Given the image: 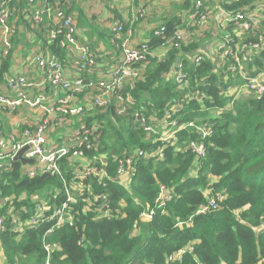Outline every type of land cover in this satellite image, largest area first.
Wrapping results in <instances>:
<instances>
[{
  "label": "trees",
  "instance_id": "16d2710c",
  "mask_svg": "<svg viewBox=\"0 0 264 264\" xmlns=\"http://www.w3.org/2000/svg\"><path fill=\"white\" fill-rule=\"evenodd\" d=\"M76 1L58 2V6L56 0H47L66 15L75 13L82 19ZM191 3L192 0H186L179 9L187 11ZM263 3L264 0H203L204 8L218 7L225 13L253 11ZM32 6L29 0L12 1L18 28L43 34L47 52L64 59L58 40H48L41 29L47 23L37 27L31 23ZM185 11L163 21L161 37L151 34L144 41L150 51L165 54L160 62L147 60L144 80L135 84L131 95L136 101L135 109L147 116H161L170 105L180 104V123L210 125L213 135L207 140L205 158L194 167L193 155L184 149L196 136L180 132L174 145L153 144L150 137L131 126L128 116H117L113 106L104 114L86 118L87 125L94 120L103 122L96 153L104 156L110 178L102 184L92 180L86 185L92 195H102L107 200L116 217L97 218L94 209L100 203L93 202V196L85 189L73 207L74 224L44 236L48 225L36 228L25 225L33 199H45L51 209L60 206L65 201L62 183L49 175L24 177L22 165L16 162L11 172L0 173V205L10 199L14 208L11 215L6 208H0V214L6 218L5 230L0 235V264H44L47 261L44 245L54 244L57 248L50 253V264H166L168 255L187 247L192 251L186 252L176 264H264V97L227 94L230 86H240V82L233 84L232 79L226 84L222 82L226 67L215 55L203 58L198 66L193 62L202 52L203 42L211 41L207 38L209 34L213 36V29L215 47L225 32L235 35L231 27L223 30L216 24L205 29L203 38H193L180 47L169 43L176 30L185 28ZM18 32L12 39V48ZM99 32L104 35L102 30ZM110 33L107 39L114 46ZM240 36V45L256 41L255 35ZM11 54L1 60V86L11 65ZM249 54L239 53L238 57L245 75L253 77L264 71V51ZM96 62L104 69L98 59ZM177 63H182L187 77L184 91L174 82ZM196 92L197 99L184 100L185 94ZM1 115L0 136H5L10 129L8 119ZM160 149L162 159L151 155ZM137 151L145 156L138 157ZM125 159L131 161L134 173L127 190L115 180L117 163ZM193 170L195 173L191 175ZM66 176L70 178L68 171ZM161 186L169 190L171 200L159 209L155 202ZM216 195L224 197L218 207L199 214L210 197ZM22 208L27 215L22 214ZM149 211L154 212L152 219L142 222L140 214ZM17 219L22 224L20 228L14 222Z\"/></svg>",
  "mask_w": 264,
  "mask_h": 264
},
{
  "label": "built area",
  "instance_id": "2783aa9c",
  "mask_svg": "<svg viewBox=\"0 0 264 264\" xmlns=\"http://www.w3.org/2000/svg\"><path fill=\"white\" fill-rule=\"evenodd\" d=\"M12 1L0 0V65L1 60H5L11 54L12 39L19 31L15 10L11 8ZM56 1L58 5L62 0ZM121 1L130 7L132 22L147 17V9L140 4L141 0ZM29 2L33 5L30 10L31 23L33 26H40L44 22H49L51 26L46 37L50 41L58 40V47L71 60L75 74L71 77L66 76L65 59L61 60L51 53L36 52L32 56V64L40 74L42 79L40 82L30 81L21 74L3 75L4 92H0V113L12 117L23 109L37 111L35 113L37 122L25 126L28 128H24L19 134L12 132L7 136H0V173L11 172L13 164L16 163L14 158L18 152L27 148L22 158L33 163L30 165L20 163L22 175L29 179L43 175L55 177L61 181L65 196V201L54 209H51L45 199L35 197L25 225L35 228L48 225L44 236L63 226H72L75 222L73 207L77 205V199L83 190L89 191V186L86 184L92 180L102 184L105 179H110L106 172L104 156L96 153L101 142L100 131L103 122L94 120L91 125H87L85 120L106 113L111 106L115 107L117 116H128L131 126L150 137L153 144L158 142L162 145H174L178 141L180 132L196 136L197 138L190 139L185 144L184 149L193 155L194 167L205 158L207 140L213 135V128L210 125L195 122L180 123L178 116L182 109L180 104L170 105L161 116H147L144 112L135 109L136 101L131 91L137 82L144 80L147 60L155 59L160 62L165 52L150 51L145 42L134 44L132 29H126L121 21L113 19L109 28L113 34L115 41L113 45L118 57L110 69L99 68L96 62L97 54L88 45L78 41L74 17L66 15L58 7L59 5L53 7L47 0H29ZM216 10L220 9L204 8L203 0H192L190 9L184 13L185 28L176 30L169 43L174 42L175 47H180L181 44H188L193 38H203L205 29L209 28L208 23ZM218 20L215 22L219 28L226 30L231 27V31L235 34L225 32L208 55L217 56L225 65L222 82L226 84L230 79L233 84L240 82V86H230L227 94L237 93L238 96L252 94L255 97H264V71L253 77L246 76L238 57L239 53L245 52L250 56L249 53L264 51V3L249 12H222V17ZM163 33L164 27L157 26L151 34L154 37H161ZM242 33L255 35L256 41L240 45ZM203 53L204 51L193 59L196 66L203 58H207ZM175 66L174 82L181 91H184L187 77L182 71V63H177ZM216 74L219 75L218 72ZM87 76L94 78L90 79ZM203 97L200 96V99ZM195 99L197 92L193 95H184L186 101ZM54 132H57L58 136L52 139L48 135ZM136 155L145 156L141 151H137ZM151 155L163 158L161 149ZM194 170L192 173H195ZM67 171L70 174L69 179L66 176ZM133 176L131 161L129 159L118 161L115 173L117 184L127 190ZM88 194L92 195L91 191ZM92 196L93 202L100 203L99 207L94 209L97 218L110 220L116 217L102 195ZM170 200L169 190L161 186L155 202L156 207L162 209ZM223 200L224 197L221 195L210 197L198 213L205 214L209 210L216 209L218 203ZM89 206H92V203ZM0 208H6L8 215L14 213L10 199H5ZM21 212L27 215L25 208H22ZM153 214V211L144 212L139 218L142 222H147L152 219ZM5 221V216L0 214V235L5 230ZM14 222H17L19 228L21 227L22 224L18 219ZM56 248L55 244L44 245L47 254V261L44 264H50V253ZM191 251L192 248L187 247L173 252L166 258V264H176L186 252Z\"/></svg>",
  "mask_w": 264,
  "mask_h": 264
},
{
  "label": "crops",
  "instance_id": "0c3cea01",
  "mask_svg": "<svg viewBox=\"0 0 264 264\" xmlns=\"http://www.w3.org/2000/svg\"><path fill=\"white\" fill-rule=\"evenodd\" d=\"M185 1L186 0H141L140 4L146 7L148 15L145 19L137 22L131 21L130 7L122 3L121 0H77V6L82 10V19H79L78 15L75 13L70 15L75 19L78 41L91 47L98 56V63L106 69L113 64L118 57L116 56V53H118L117 50L112 46L110 40L107 39L108 34H111L109 27L113 19L121 21L126 29H132L133 42L134 44H139L146 41L151 35L152 30L162 25L164 20L184 12L185 10L179 8ZM61 2L70 3V0H62ZM13 4L15 5L16 3L13 2ZM23 13H26L25 10H23ZM214 13L211 20L219 21L218 19L222 17L221 10H216ZM184 19L185 18H183V20ZM50 26L49 22H47L46 26L41 28L45 31V36ZM100 30L104 32V35L99 32ZM214 33L215 32L212 30L213 38L215 36ZM43 38V34L27 33L26 30L20 26L18 39H16L13 45L11 65L8 73L21 74L26 76L30 81L40 82L42 79L32 64V56L36 52L48 53L47 43L46 41L42 42ZM210 49L211 52L214 50L213 47ZM202 51L205 52L204 47H202ZM207 57L209 58V56ZM64 59L66 61V76H74L75 71L71 60L66 57V55ZM0 92H4V86L0 85ZM35 113H37V111L23 109L18 115L12 117L2 114L1 116L8 119V126L10 129L5 136L12 134V132H14V134H19L24 128H28L25 126L36 124L37 116ZM48 136L54 139L55 136H58V133L54 132ZM191 175H194V173Z\"/></svg>",
  "mask_w": 264,
  "mask_h": 264
},
{
  "label": "rangeland",
  "instance_id": "374dc122",
  "mask_svg": "<svg viewBox=\"0 0 264 264\" xmlns=\"http://www.w3.org/2000/svg\"><path fill=\"white\" fill-rule=\"evenodd\" d=\"M216 24H217V22H215V21H213V20H210L209 21V23H208V25H209V29H212V28H214L215 26H216ZM213 30H215V29H213ZM209 33H210V31H209ZM211 34H209V36H208V38L207 39H210L211 38V41H208V40H206L205 42H203V47L205 48V52L203 53L204 55H209L210 53H211V49L210 48H212V47H214V45H215V42L213 41V40H215V39H212L213 38V36L211 35ZM216 36V35H215ZM214 36V37H215ZM1 85V84H0Z\"/></svg>",
  "mask_w": 264,
  "mask_h": 264
},
{
  "label": "water",
  "instance_id": "95a60500",
  "mask_svg": "<svg viewBox=\"0 0 264 264\" xmlns=\"http://www.w3.org/2000/svg\"><path fill=\"white\" fill-rule=\"evenodd\" d=\"M27 148H24L23 150H21L20 152H18V154L16 155V157L14 158V162H19L21 163L22 165H25V164H32L33 161L29 160V161H25L23 158H22V154L26 151Z\"/></svg>",
  "mask_w": 264,
  "mask_h": 264
}]
</instances>
